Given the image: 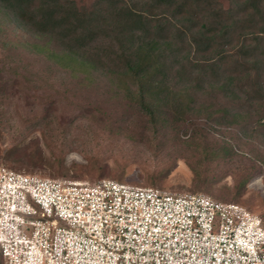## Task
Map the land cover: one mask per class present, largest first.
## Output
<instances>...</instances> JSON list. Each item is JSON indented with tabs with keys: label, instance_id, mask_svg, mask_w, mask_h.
Segmentation results:
<instances>
[{
	"label": "rangeland",
	"instance_id": "1",
	"mask_svg": "<svg viewBox=\"0 0 264 264\" xmlns=\"http://www.w3.org/2000/svg\"><path fill=\"white\" fill-rule=\"evenodd\" d=\"M75 1L101 9L98 0ZM125 1L140 7L144 0ZM252 1L220 0L221 18L199 7L206 17L198 14L197 25L214 28L206 51L193 46L192 40H200L187 30L195 29L194 22L179 24L186 29L173 38L184 48L191 44L190 59L219 60L221 54L228 60L218 69L202 67L198 80L195 75L175 79L177 88L196 86L203 92L184 95L186 103L194 101L180 119L163 109L154 122L84 55L61 53L51 37L18 26L0 11V167L40 178L88 184L111 180L171 195L200 194L237 204L264 223V94L251 99L244 87L227 92L221 87L228 75L243 70L233 54L244 40L256 50L257 62L248 66L258 68L257 79L264 84V0L258 15ZM234 22L229 33L222 29ZM104 42L96 45L101 49Z\"/></svg>",
	"mask_w": 264,
	"mask_h": 264
},
{
	"label": "built area",
	"instance_id": "2",
	"mask_svg": "<svg viewBox=\"0 0 264 264\" xmlns=\"http://www.w3.org/2000/svg\"><path fill=\"white\" fill-rule=\"evenodd\" d=\"M0 264H264V223L200 194L0 167Z\"/></svg>",
	"mask_w": 264,
	"mask_h": 264
},
{
	"label": "trees",
	"instance_id": "3",
	"mask_svg": "<svg viewBox=\"0 0 264 264\" xmlns=\"http://www.w3.org/2000/svg\"><path fill=\"white\" fill-rule=\"evenodd\" d=\"M219 1L144 0L139 7L138 4H129L125 0H98L101 9L97 11L96 7L87 9L79 6L75 0H0V11L18 26L51 37L60 47L61 53L77 57L84 55L81 58L89 60L94 69L108 73L124 99L137 106L154 122L163 109H170L178 114L175 119H180L181 114L190 110L188 103L194 101L192 98L186 103L184 95L203 92L202 87L196 86L177 88V78L181 80L184 76L195 75L198 80L202 75V67L218 69L223 61L228 60L227 56L225 59L220 54L219 60L209 56L196 62L189 58L191 44L184 48L182 42L173 38L183 36L182 29L186 28L179 27V24L194 22L195 29L193 26L187 28L191 31V38L199 35V41L192 40L194 48L203 46L205 51L211 49L214 28L206 22L198 26L196 18L199 14L200 19H205L206 16H202L198 10L202 6L209 9L212 16L221 18L223 15L220 14L223 12L218 8ZM261 2L262 0L251 2L250 8L254 15L261 13ZM162 8L170 12L159 16L156 10ZM236 23L223 26L222 29L227 28L229 33ZM262 33L264 34V30ZM258 40L259 38L256 39ZM101 41L105 42L100 49L101 45L96 44ZM247 42L248 40H244L237 54H233V57L242 62L235 64L243 70L237 76L228 75L221 87L226 88L225 92L244 87L241 91L249 94L251 99H256L264 94V84L258 81L259 73L255 71L258 68L248 66L251 61L253 64L257 61L255 48ZM186 50L187 53L184 54ZM51 54H47L50 60L53 59ZM54 61L55 64L63 65ZM245 183L246 180L240 181L236 191Z\"/></svg>",
	"mask_w": 264,
	"mask_h": 264
}]
</instances>
